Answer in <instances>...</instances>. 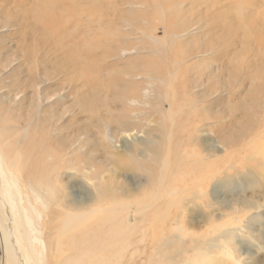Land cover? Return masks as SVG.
<instances>
[{
  "label": "bare ground",
  "instance_id": "6f19581e",
  "mask_svg": "<svg viewBox=\"0 0 264 264\" xmlns=\"http://www.w3.org/2000/svg\"><path fill=\"white\" fill-rule=\"evenodd\" d=\"M51 1L52 0H50V2ZM246 2L247 1L245 0V3ZM250 3H252V1ZM58 4L59 6H61L60 10H57ZM46 6L47 19L44 20L46 21V24L44 25L47 30L44 28L46 30V32L44 30L45 35H57L54 40L58 44L60 51L62 50L60 52L61 56L59 55L60 57H62V60L59 61V64L61 66L60 68H57V71L59 72L60 69H63V72H61L63 73V79L61 78L63 80V85H69L68 83L72 82L71 85H73L68 86L72 88V90L71 88L70 90L68 89L69 91H78L77 98L74 104L77 106V108H75L76 106L74 107L72 105L73 108H75L72 112V115L75 118L71 119L70 117L72 123H78V125L75 126L73 124L75 127L72 126V129L68 128V123L65 126H62L61 123H59V120L61 119L60 117H62V115H64L65 113H69L68 111L71 107H69V109L66 108L64 112L62 111V113L59 112L58 115H51L50 113L52 112L49 113L47 109H45L46 103L48 100H50L53 93L49 94L48 92H44L40 83L36 82L37 75L35 74L36 72L39 73L38 70H40V68H37V71L35 70L36 72L31 71V75H28V77L30 76L29 82L26 79V83H21L18 82L19 80H16L17 84L16 87H14L15 93H17V95L15 94L16 96H18V93H20V91H26L28 88H31L29 97H27L25 94V96L29 98L28 104H26V102L22 106H19L20 103H18V105L13 108L0 107V126L2 125L0 128V144L9 148L11 147L9 152H11L13 155V157H11L12 162L14 165H17L18 160L23 157L22 149H24L23 144L25 141V135L27 132L30 134L29 139L27 138L28 141H26V146L24 145V147H27V145L31 146V151L24 155L27 159V164L23 165V163L21 162V167H25L26 169L23 168L24 171L22 173V170L18 167L17 168L20 171V175L22 177L21 180L25 182V187L32 192L36 202L42 204L45 209L47 208L46 204H48V206L51 204V206L53 207L50 210L49 215L47 216L49 218L47 224L50 229L53 228L54 231L53 234L51 233V237H53L52 243L54 242L53 247L55 245L56 249L57 242L62 240L63 249L61 250V252H67L69 254V259L67 262H65V264H118L121 261L118 260V258L124 256L127 248L129 246L131 247V242L134 240L133 239L131 241L134 233H132V231L134 229H138V231L141 232L142 240L149 236L150 230L153 236L151 243H153L154 249L158 251L161 245L160 241L165 240L166 238L167 234H165V231L179 232L178 235L185 236L183 233L187 232V226H195L196 221H194L192 218L187 219V214L189 215L190 210H192L193 213L198 211V209L200 210V208H198L200 206L201 209H204L206 207V203L208 204V207H210V202L207 199V188L209 187V183L215 178L219 181L222 180V177H225V175L222 176V174H224V172L228 170L224 169L223 171L220 161V155L213 156L207 154V151V153L204 151L207 149V141L202 139L199 140L197 138L201 143L199 147H193L192 141H194L196 138V135L193 134V131L197 128V125H199L196 123L210 122L212 120L209 121V119L213 118L217 120L218 123L220 121L222 122L221 119H223L224 117L223 112H218L217 114L215 113V115L214 113H210V107H214V105L212 103L210 106H205L204 103H202L204 99L203 97L205 95L199 93V90H205L207 86L211 87L210 84L213 83V85L215 86V88L213 87V91L208 92L207 88V92L203 93H207L206 99H208V96L212 95V92L215 96V99L219 98L216 94L220 93V88L217 89L215 83L217 85L221 84L222 74L223 71L226 70V65L222 61L223 51L221 50L222 52H220L219 48L215 50V48H217L215 47V45H217L218 47H223L221 43H223L224 35L226 33L237 35L239 34L238 32L242 30V27L241 25H237V23L229 24L226 20V15H224L225 12L223 11L224 13H219V10L212 15L214 16L213 20L210 19L211 21L209 20L205 23L207 24L205 28H203L199 21L193 22L192 20L190 22H187L186 18H182L179 28H183L184 23L187 26L189 23L188 27H185L184 25V30L186 31H188L189 28H193L199 31H203V33L205 34V29H208L209 31H215L216 29L221 27L222 35H216V37L212 36V38L207 35L208 40L204 39L199 44H195V37H189L191 40L185 42L189 44L188 50L165 54L164 57L167 56L166 58L168 60L166 61L168 63L166 67H163V65L159 64L154 59V63L147 70L144 68V65L142 63L140 64L141 67L138 64L127 66L123 71L117 69L115 71L110 70L108 73H106L101 71V69L106 67L109 60L116 56L121 58L126 51L131 52V50H136L137 47L140 50L139 46H137L135 43L133 47L130 43V46H132L131 48L129 46L127 47L128 49L125 47L123 48L120 44L117 45L116 39L107 42H105L104 40V42L102 40L98 42L97 40L93 43L85 44L84 48L82 49L81 46L79 47L73 45L74 43L68 46L66 40L69 37V34L65 31V29H67L68 31L70 30V27H72L71 29H73L74 26H79L80 22L77 20H84L82 19V16L85 14V12L88 13V16H86L88 18L84 20L87 21L86 24L84 21H82L84 22V25L88 27L85 28V30L91 28L90 24L95 21V26L99 21H101L102 23V19L104 21L105 27L109 29L112 27V24H110L111 21L108 18L105 19L106 17L104 15L106 14H102L100 18L95 20L92 15L95 12L93 5L85 7L78 4V8H76V0H60V3H48ZM231 6H234V4H232ZM174 9L175 6L173 4L170 5L169 8L165 9L164 6H162L165 17L168 16L167 11L170 10L172 12L174 11ZM191 9H193V7H191ZM254 10L258 14H260L261 11L264 10V8L260 9L259 7V9L255 8ZM74 12L78 13V18L74 16ZM209 12L211 13V11ZM256 12H252V15H250L251 19H254L256 15H258H255ZM217 22H219V24H217ZM260 22L261 21L256 22L255 26H252L251 29L252 31H254L253 34H255V36L258 35V33H255V31L257 32L259 30L260 38H258L256 43H258L259 51H262V49L264 50V25L262 24L260 26ZM124 25L126 26V24ZM93 28L94 26H92L91 29ZM97 29H99L98 26ZM101 30L102 29H99L97 31L101 32ZM182 32L183 30H179V32H172V35L176 39L180 40L182 37L186 36L185 33H183V35ZM145 33L146 31L143 30L144 35ZM241 33L243 32L241 31L240 34ZM127 34L129 35V32ZM132 34L135 33L133 32ZM246 34L247 33H245V35ZM22 35H24L25 37V33ZM242 35L244 37V34ZM243 37H239L241 41L242 39H245ZM114 38L116 37L114 36ZM185 38L187 39L188 35ZM228 38L229 37H227V39ZM23 39L25 40V38ZM240 40L239 43L241 42ZM192 41L193 43H191ZM244 41H246L247 43L249 42L250 45L249 40L247 41L245 39ZM225 42L227 41L225 40ZM113 43L116 44L114 45ZM20 44L21 43H19V45ZM75 44H77V42H75ZM27 45L28 44H26V46ZM44 45L45 44H43V46ZM122 45L124 44L122 43ZM246 47L247 49L249 48L248 45ZM27 48L28 46L26 47V49ZM53 48L50 49L51 51L47 50L48 53H52ZM234 48H232V50ZM54 51L56 52L55 49ZM76 51L80 52L81 54H77ZM157 51L158 50H154V52H152V56L160 58ZM259 51L254 54L251 63L249 62L250 64H248L247 60L243 61L241 59L240 61H242V63H240V61L238 62L240 68L233 69V71L237 70L238 73H243L242 77L244 81L256 80L254 84L255 87L259 85L260 90H262V84H264V51ZM40 52L41 51H39V53ZM26 53L32 55L31 53H28V51ZM46 53L47 52L45 51L44 53L40 54L37 62L41 60L43 63H46L47 60L43 58ZM200 53L203 56L202 59L193 60L195 56L190 58V56L192 55H196L198 57ZM235 53L237 54V51H234L231 54ZM30 55L28 56L29 58L32 57ZM53 55H55L54 52ZM48 56L49 55L47 54V57ZM28 57L27 60L29 59ZM54 58L55 57H53V59ZM144 58L145 57H143V59ZM142 61L143 60L140 59L139 63H141ZM245 61H247V63H245ZM39 64H41V62ZM233 71L229 72V78L231 79V81L234 79H238V77L236 76L237 73L235 75V78L233 77ZM75 73H77L79 79H83V81H79L78 78L74 75ZM41 74L44 75L46 73H44L43 71L41 72ZM92 75L96 77L93 78ZM223 79L225 78L223 77ZM158 81H163L164 85L158 86ZM174 81L177 82L175 86L178 87V92L181 93L184 99L182 103L184 108L175 106L174 101L171 99V95L167 92H164V86L168 87L169 83ZM244 81L242 80L241 82L244 83ZM13 83L15 84L16 82L12 81L11 84ZM224 85L228 84H226L225 82ZM64 87H61L62 90L65 89ZM68 87H66V89ZM58 90H61L60 87ZM159 92L163 94V98L161 96L153 95V93L158 94ZM8 95L10 96V93ZM14 98L16 99V97ZM22 99L23 98H21V100ZM162 100L167 101L169 105V114H164L167 115L166 121L168 123V127L165 125H160L159 130L150 129L149 131H147L148 129H143L146 121V107L150 108L151 110L157 111L158 108L155 107L157 106V103H160ZM259 103L262 104L260 98L258 100V104ZM244 107L247 106L244 105ZM174 108H177L179 110L176 115H173V113H171ZM161 111L165 112L163 109ZM80 116L82 117V124H80V122L78 121L80 120ZM160 116L162 117V114H160ZM175 116H178V118H180L178 119ZM12 122H16V124H12ZM221 122L218 124L219 126L222 124ZM17 123H20V125H18ZM215 127L216 126H214V128ZM222 127L223 126L221 125L220 127H217L219 129L216 128L219 149L221 144L224 145L225 137H227V135L225 137L223 136V134L225 133L222 134ZM61 129H63V133ZM244 129L245 128L241 127L237 131L238 138L246 136L249 137V133L251 132H244ZM58 131H60V133ZM131 131H137V133L143 132L148 136L155 137H157V131L158 141L153 142V144L151 145L147 144L144 147V150H142L140 147L129 148L126 143L120 142L119 138L122 136V134H128V132ZM56 132H58V134H54ZM60 136H62L63 138ZM39 138L40 141L38 140ZM238 138L235 140H238ZM255 138L258 137L255 136ZM32 140L33 142L29 143ZM118 142L128 150L126 155L128 166H123V164L120 163L123 160L122 157L114 154V148H117L116 150H119L117 146L119 144ZM194 143L199 144L195 141ZM201 147H203L202 151H200ZM260 149L261 148L259 143L256 144L255 154L259 155ZM217 150L218 149H216V151ZM146 154L148 155L149 160L139 162L138 160L144 159ZM120 166L138 172L139 175L146 176L148 184L145 186V191L143 190L141 192L139 191V193H135L138 194V196L136 197H134V195L125 194V192L137 190L138 185L134 184L133 187L121 188L123 192L117 198L112 188V176L114 175V169L117 168L115 170L116 173V171L119 170ZM27 167H29V169ZM56 172H58L57 174L60 175L59 178H62L66 174L69 175L70 178H74L75 175L78 176L80 172L83 173L86 179L93 186L95 192H88L89 197L88 199L85 198V201H78L76 199H73L71 196L72 186L70 184L66 183L62 188H60L59 186H57V183L55 181L53 182L51 181L52 179H49L52 177V174ZM18 193H20L19 189ZM18 197V200L20 201V194H18ZM10 200L12 201L11 206L13 211L15 212L16 217L15 226L17 225L16 231L19 237L17 243H20L21 249L27 256L29 262L28 264H30L31 260L34 259V253L37 254L35 245L39 244L43 247L46 246V244H44V241L38 235L39 233H41L42 235L43 230H41L40 232V230L36 228V226L34 228V221L31 217V213L34 212V209L36 210V205L31 200L32 202L29 203V205H31V210H28L26 207L21 205V203L18 204L17 201H15L13 198H10ZM53 202L56 204L54 205ZM191 203L194 204V207L190 209ZM57 205L59 207L58 209H56ZM262 207L264 208V200L260 201L250 198L241 201V208L238 210V213L242 212L243 216H245L244 213H247L249 211L253 212V210H259ZM17 208L19 210L22 209V212L24 213L25 222L27 224L26 232L28 231V229L30 230L29 238L32 241V250H30V252L26 248V245L23 244V237L25 235V232H23L18 226L19 224L17 221ZM234 208L235 207H233L232 209L234 210ZM130 209L133 210L132 216H129V213L127 212ZM174 210L176 211V213L174 212ZM41 214L42 212H40L38 215L40 216ZM55 215L57 216L55 217ZM234 215H237V213L235 212ZM57 217L60 220V223L54 226L57 223V220H55L54 218ZM237 222L239 223V220H236V222L234 220H231V222L229 221L225 224H222L221 227L223 226L224 228L225 226L227 227ZM5 228L6 227L4 220L0 217L1 242L2 238L4 239V257L3 260H0V264H23L22 262H20L21 258L19 257V253L15 247L14 242L10 239V233L9 231H6L7 228L6 230ZM219 229L221 228L218 225H215L213 227L212 234L217 233L216 231H218ZM174 234L175 233H173V235ZM234 234V229H227V231L224 232L220 237H223L224 242L215 238L214 240L212 239L210 249L204 248V246L201 248L194 247L196 248V250H198V254L202 255L201 261H203L205 264H220L218 262L220 260L216 257L219 256L221 258H225L232 255L228 250L227 251L229 253L226 251V248L228 247V245H230L231 240H233ZM239 256L240 255H238L237 258H239ZM215 258L217 260H215ZM37 260L38 262H40L38 254ZM192 262L188 261L185 264H192ZM122 263L125 264L124 261L120 262V264Z\"/></svg>",
  "mask_w": 264,
  "mask_h": 264
},
{
  "label": "rangeland",
  "instance_id": "374dc122",
  "mask_svg": "<svg viewBox=\"0 0 264 264\" xmlns=\"http://www.w3.org/2000/svg\"><path fill=\"white\" fill-rule=\"evenodd\" d=\"M52 1L54 2V4L60 3V0H52ZM52 1L50 2V0H0V97H2L0 98V105H1L0 107L13 108L16 105H18V103L21 104V105L19 104V106H22L26 102H27L26 104H28L29 98L27 97H29L30 95L31 88H28L26 91L24 90L20 91V93H18V96H16L17 93H15L14 87H16L18 80H19L18 82L21 83L23 82L26 83L27 81L29 82L30 76L28 77V75H31L30 72L35 70L37 71V68H40V70H38L39 73L35 71L36 72L35 75H37L36 82L40 83L44 92H48L49 94L53 93L51 97L52 99L50 98V100L47 101L45 109H47L49 113L52 112L50 113L51 115L52 114L58 115L59 112L62 113V111L64 112L66 108L69 109V107H71L70 109L72 111L70 109L69 111L67 110L71 114L65 113L66 115L65 114L62 115V117H60L61 119L59 118L60 119L59 123H61L62 126H65L68 123L67 124L68 128L73 129L72 126L78 125V123L76 124L72 123L71 120L75 118L72 115V112L75 108H77V106L74 104L77 98L78 91H69L71 87L68 86H72L73 85V84L71 85L72 82L71 83L69 82L68 83L69 85L67 84L63 85V80H62L63 73H61L63 72V69H60L59 72L57 71V68H60L61 66L59 64V61L62 60V57H60L61 56L60 52L62 50L60 51L58 44L54 40V38H56L57 35L54 36L45 35V32L47 30V28H45L44 25L46 24V21L44 20L47 19L46 5L48 3L50 4L53 3ZM246 1L247 2L245 3V0H76V8H78V4L80 6H85V7L93 5L95 12L92 15L95 20L100 18L102 14H106L104 15L106 17L105 19L108 18L111 21L110 24H112V27L109 29L106 28L104 25V21L102 19L103 24L101 23V21L98 20L99 22L96 26H95L96 21L93 22L94 24L93 23L90 24L91 28L92 26H94L93 29L89 28L85 30V28H88L84 25V22L85 24L87 22L84 20L88 18L86 17L88 16V13L85 12L84 14L85 16L84 15L82 16V19L84 20L81 21L77 20L80 22L79 26L77 27L74 26L73 29H71L72 27H70V30L68 31L67 29H65V31L68 32L69 34V37L66 40L68 46L74 43L73 45L79 47L81 46L82 49L84 48L85 44L93 43L97 40L98 42H100V40L102 41L104 40L105 42H107L116 39L117 45L120 44L123 48L124 47L127 48L128 46L130 48L132 46L134 47L135 43L140 48L139 50L137 47L136 50H131V52L126 51L121 58L116 56L111 60H109L106 67L101 69V71L106 73H108L110 70L115 71L117 69L123 71L127 66H133L138 64L140 66V64L142 63L144 65V68L147 70L154 63V59L156 60V62L163 65V67H166L168 65L166 61L168 60L166 58L167 56L164 57L165 54L188 50L189 44L185 42L191 40L189 37L191 38L195 37L196 40L195 44H199L204 39L208 40L207 35H209L211 38L212 36L216 37V35L217 36L222 35L221 27H219L215 31L214 30L209 31L208 29L207 30L205 29L204 30L205 34L203 33V31H199L193 28H189V30L186 31L184 30L185 23L183 25V28H179V25H181L180 21L182 18L183 19L186 18L187 22H190L192 20L193 22L199 21V23L203 26V28H205L207 26V24L205 23L210 19L213 20L214 16L212 15L219 10V13L225 12L224 15H226L225 17H227L226 20L228 21L229 24L237 23V25H241L242 30H240V32L241 31L243 32L241 34L240 32H238L240 35L239 34L233 35L231 33L230 34L226 33L224 35L223 43H221L223 47L220 46L218 47L217 45H215V47H217L215 48V50L219 48L220 52L223 51L222 61L226 65L225 66L226 70L223 71V74L225 76L222 74V80H221L222 82L221 84H218L219 86L220 85L221 86L219 87L215 83L216 88L217 89L220 88L219 91L220 93L216 94L218 95L219 98L215 99V96L213 95L212 92V95L208 96L207 97L208 99H206L207 93H203V92H207V90L208 92L213 91V87L215 88L213 83L210 84L211 87L207 86L208 89L206 88L207 89V90L205 89L206 91L204 89L199 90L200 91L199 93L205 95L203 97L204 99L202 103H204L205 106L208 105L210 106L212 103L214 105V107L213 106L210 107L211 108L210 113H214L215 115V113L217 114L218 112H223L224 117L223 119H221L222 122L220 121L222 123L221 125L223 126L221 132L222 134L225 133L223 134L224 137L227 135V137H225L224 145L221 144L219 149L218 140H217L218 136L216 130L219 129L217 127H220L221 125L219 126L218 124L220 122L218 123L217 120H215L214 118L209 119V121L212 120L210 121L211 123L210 122L196 123L199 125H197V128L193 131V134L196 135L194 141L199 144H195L194 141H192L193 144L192 146L199 147V145H201L199 140L201 139L207 141V149L204 151L205 152L207 151L208 152V153L206 152L207 154L213 156L220 155L221 157L220 161L223 171L224 169H228L226 172H224V174H222V176L225 175V177H222L223 178L222 180L219 181L215 178L209 183V187L207 188V192H208L207 199L210 202L209 204L210 207H208V204L206 203V207L204 209L203 208L201 209L200 206L198 207L200 208V210L198 209V211H196L195 213H193L192 210H190L191 214L190 213L189 215L187 214V219L192 218L194 221H196V224L195 226H191V227L187 226V232L183 233L185 236L178 235L179 232L165 231V234H167L166 238L165 240L160 241L161 245L158 251L154 249V245L153 243H151L153 236L150 230H149V236L142 240L141 232L138 231V229H134L132 231V233L133 232L134 233L131 238V241L133 239L134 240L131 242V247L129 246L127 248V251H125L124 256L118 258V260L124 261L125 264H185L188 261L191 262L193 261L192 264H198V262L199 264H205L203 261H201L202 255H199L198 250H196V248L194 247L201 248L204 246V248L210 249L211 246L210 244L212 242V239L214 240L216 238L217 240L223 241L224 240L223 237L220 238L221 235H223V233L226 232L227 229L230 230L231 228L234 229L235 234L233 235V240H231L230 245H228V247L226 248V251L228 250L232 255L229 254L230 256L228 255L229 257H225V258H221L218 256L216 257L220 260L218 262L220 264H262V263L264 264V208L262 207L259 210H253V212L249 211L250 213L249 212L244 213L245 216H243L242 212L238 213V210L241 208L242 200H247L250 198L260 201L264 200V133H263L264 132V84H262V88H261L262 90H260L259 85H257L256 87L254 85L256 80L244 81L242 77L243 73L242 74L238 73L237 70L233 71V69L240 68L238 62L241 59L243 61L247 60L248 64L251 63L254 54L257 51H259L258 43L256 42L258 38H260L259 30L257 29L258 31L257 32L255 31L256 34L258 33V35L255 36V34H253L254 31H252L251 28L252 26H255L256 22L258 21L262 22V23L260 22V26L262 24L264 25V13H263L264 10H262L260 14H258L254 10L255 8L259 9V7L260 9H263L264 0H246ZM251 1L252 3H250ZM172 4L175 6L174 11L172 12L170 10L167 11L168 16L165 17L162 10V6H164L165 9V8H169L170 5ZM229 4L231 5L234 4V6H231ZM191 7H193V9H191ZM60 9L61 6H59L58 4L57 10ZM209 11H211V13ZM253 11L256 12L255 15L256 14L258 15H256L254 19H251L250 15H252ZM74 13H75L74 16L78 18V13L76 12ZM124 24H126V26ZM217 24H219V22H217ZM97 26L99 29H102L101 32L97 31L99 30L97 29ZM188 26L185 25V27ZM143 30L146 31L145 35L143 34ZM179 30H183L182 34L185 33L186 35L182 37L180 40L176 39L172 35V32H179ZM132 31L135 34H132L133 33ZM128 32L129 35L127 34ZM24 33H25V37L24 35H22ZM245 33L247 34L245 35ZM242 34H244V37ZM187 35L188 38L186 39L185 37H187ZM114 36L116 38H114ZM241 36L245 38L247 41L249 40L251 46L249 45V42L247 43L246 41H244L245 39H242L241 41L240 40ZM227 37L229 38L227 39ZM237 37L238 38L240 37L239 38V40L241 41L240 43ZM23 38H25V40ZM225 40L227 42H225ZM75 42H77V44H75ZM121 42L124 45H122ZM139 42L141 45L139 44ZM19 43L23 45L21 44L19 45ZM25 43L28 44L27 49ZM130 43L132 46H130ZM191 43H193V41ZM43 44H45L46 46L45 45L43 46ZM113 44L115 45L116 43ZM247 45L249 47L248 49L246 47ZM51 48H53L52 53L49 52L50 53L49 54L48 51H51L50 50ZM232 48L234 49L232 50ZM54 49L56 50L57 53L54 51ZM44 50L47 53L46 55L43 56V58L47 60L46 61L47 64L43 63L41 60L37 62L40 54L45 52ZM154 50L155 51L158 50L157 52L160 58L156 56H152V52H154ZM27 51L32 55L27 54L26 53ZM39 51L41 52L39 53ZM234 51H237V54L236 53L231 54ZM263 51L264 50L262 49V51L259 52H263ZM53 52L55 53V55H53ZM26 54L27 57L29 55L32 56L30 57L31 60L29 57H28L29 59L27 60ZM47 54L49 55L48 57ZM77 54H81V53L77 52ZM232 55H236V56H232ZM53 57L55 58L57 57V58L53 59ZM143 57L145 58L143 59ZM192 57H194L193 60L194 59L200 60L203 58L201 53L198 57L196 55L190 56V58ZM140 59L143 60L141 63H139ZM235 61L237 62V65ZM247 61H245V63H247ZM40 62L41 64H39ZM42 63L44 68L42 67ZM240 63H242V61H240ZM42 70L46 74L42 75L41 74V72H43ZM230 71H233L234 78L237 73L236 75L238 77V79L236 78L237 80L234 79L231 81V79L229 78ZM47 73L49 74V76ZM74 75L78 78L79 81H83V79H79L77 73H75ZM92 77L94 78L96 76L92 75ZM223 77L225 79H223ZM25 79L27 81H25ZM242 80L244 81V83L241 82ZM12 81L13 82L15 81L16 83L15 84L13 83L14 84L13 85L11 84ZM224 81L228 85H224L225 84ZM61 82L63 86L61 85ZM176 84H177L176 81L171 82L169 83L168 87L164 86L163 89H165L164 92H167L168 94L171 95V99L174 101L175 106L184 108V106L182 105L184 99L181 93L178 92V87L175 86ZM160 85H164V82L158 81V86ZM59 87L61 90H58ZM61 87H64L65 89L66 87L68 88L66 90L65 89L62 90ZM54 88L56 94L54 92ZM9 93L10 96L8 95ZM25 94L27 97L25 96ZM153 95L155 96L157 95L161 97L163 96L161 92H159L158 94L153 93ZM14 97H16V99ZM21 98L23 99L21 100ZM259 98L262 104L261 103L258 104ZM253 104H255L256 106ZM72 105L76 107L73 108ZM244 105L247 106L248 108L244 107ZM168 107L169 105L165 100H162L160 103H157V106L155 107L158 108L157 111L151 110L150 108L146 107L145 117H146V121L148 122L149 120L150 123L149 122L147 123L145 121L146 126L144 125L143 129L145 130L148 129L147 131H149L150 129L159 130L160 125L161 126L165 125L168 127V123L166 121L167 115L169 114ZM162 109L165 112H162L161 111ZM178 111L179 110L177 108H174V110L171 111V113H173V115H176ZM165 113L167 115H164ZM160 114H162V117L160 116ZM175 117L178 118V116ZM81 119L82 117L80 116V120H78L80 124H82ZM69 120L71 121V123ZM12 124H16V122H12ZM17 124L20 125V123ZM214 126L216 127L214 128ZM249 126H250V130H249ZM241 127L245 128L244 132H251L249 133V137L246 136V137L238 138L237 131ZM61 130L63 133V129ZM60 131L58 132L60 133ZM58 132L54 134H58ZM156 134L158 137L157 131ZM255 136H257L258 138H255ZM29 137L30 134L27 132L23 144L24 149H22L23 157H21L17 162L19 166L18 164L14 165L12 162L11 157H13V155L11 152H9L11 147L9 148L7 146L0 144V217L4 220L5 227L7 228V230L6 228L5 230L9 231L10 233L9 235L11 237L10 239L15 244V247L19 253V257L21 258L20 262H22L23 264H28L29 262L27 256L25 255L24 251L21 249L20 243H17L19 237L16 231L17 225L15 226L16 217H15V212L13 211L11 206L12 201L10 200V198H13L15 201H17L18 204L21 203V205L26 207L28 210H31V205H29V203L33 201L36 205V210L34 209V212L31 213V217L34 221V228L36 226V228H38L40 232L41 230H43L42 235L41 233L39 234L37 233V234L44 241V244H46V246L43 247L39 244L35 245L40 262H38L37 260V254L34 253V259L31 260L30 264H65V262H67L69 259L68 257L69 254L67 252H63V253L61 252V250L63 249L62 240L57 242L56 249H55V245L53 247L54 242L52 243L53 237L51 236L54 231L53 228L50 229V227L47 224L49 219L47 216L49 215L50 210L53 207L51 206V204L49 206L48 204H46L47 208L45 209L42 204L36 202L32 192L25 187L26 185L25 182L21 180L22 177L20 175V171L18 168L22 170V173L24 169H26L25 167H21L22 166L21 162L23 163V165L27 164L26 162L27 159L24 155H26L31 151V146L27 145V147H24V145L26 146L27 143L26 141H28ZM157 137L148 136L143 132L137 133V131L136 132L131 131L128 132V134H122L119 140L122 143L123 142L126 143L129 148L140 147L142 150H144V147L147 144L151 145L153 144V142H157L158 141ZM237 138L238 140H235ZM38 140L40 141V138ZM32 142L33 140L29 143ZM258 143L261 148L259 155L255 154V147L256 144ZM117 146L119 150H116L117 148H114L115 151L114 154L122 157L123 160L120 163L123 164V166L126 165L128 166L127 164L128 160L126 158L128 150L125 147H123L121 143H119ZM202 148L203 147L200 148V151H202ZM216 149H218L217 150L218 152L216 151ZM145 160L146 161L149 160L147 154L144 159H139L138 161L143 162ZM27 168L29 169V167ZM116 169L117 168L114 169V175H113L114 177L112 176L113 179L112 188L117 198L123 192L121 188L133 187L134 184L138 185L137 190L125 192V194L134 195V197H136L138 196V194L135 193H139V191L141 192L143 190L145 191V186L148 184V181L146 180V176L139 175L138 172L127 169L126 167H122V166H120L119 170H117L115 173ZM57 173L58 172L52 174V177L49 179H52L51 181L53 182L55 181L57 183V186H59L60 188H62L63 185L66 183L70 184L72 186L71 196L73 199H76L78 201H85L89 197L88 192L90 191L95 192L93 186L86 179L83 173L80 172L79 175L78 176L75 175L74 178L72 177L70 178L69 175L67 174L64 175L62 178H59L60 175H58ZM66 177H68L69 179ZM18 189L20 190V193H18ZM18 194H20L21 202L18 200L19 199ZM53 204L55 205L56 203L53 202ZM192 207H194L193 203L190 204V209ZM233 207H235L234 210L232 209ZM58 208L59 207L57 205L56 209ZM17 210H18V218H19V219L17 218L19 224L18 226L23 232H25V235L23 237L24 239L23 244L26 245V248L30 252V250H32V241L29 238L30 230L28 229V231L26 232L27 224L25 222V216L24 213L22 212V209L19 210L17 208ZM132 211H133L132 209L127 211L129 213L128 214L129 216H132L133 214ZM233 211H235L239 217L237 215H234L235 212ZM40 212H42V214L39 216L38 214ZM174 212L176 213L175 210ZM56 216L57 215H55V217ZM54 219L57 220V223L54 225L56 226L60 223V220L58 219V217ZM231 220L232 221L234 220L235 222L236 220H239V223L237 222L230 226L227 227L225 226L224 228L223 226L221 227L222 224H225L229 221L231 222ZM215 225H218L221 229L218 230L219 232L216 231L217 233L212 234L213 227ZM173 233H175L176 235L175 234L173 235ZM3 248H4V239L2 238V242L0 240V260H3L4 257ZM237 254L240 255L239 258H237L238 257ZM216 258L215 260H217ZM120 262L118 264H120Z\"/></svg>",
  "mask_w": 264,
  "mask_h": 264
}]
</instances>
